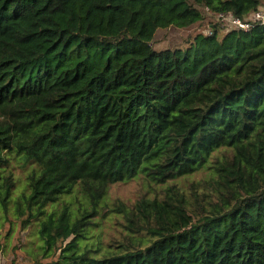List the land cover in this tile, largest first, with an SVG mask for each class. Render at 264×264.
Listing matches in <instances>:
<instances>
[{"label": "trees", "instance_id": "1", "mask_svg": "<svg viewBox=\"0 0 264 264\" xmlns=\"http://www.w3.org/2000/svg\"><path fill=\"white\" fill-rule=\"evenodd\" d=\"M263 3L0 0V208L11 159L36 163L24 226L60 251L49 264H264V24L152 45L202 9L246 21ZM140 174L163 195L119 202L123 239L87 247L111 186ZM77 185L89 207L47 209Z\"/></svg>", "mask_w": 264, "mask_h": 264}, {"label": "rangeland", "instance_id": "2", "mask_svg": "<svg viewBox=\"0 0 264 264\" xmlns=\"http://www.w3.org/2000/svg\"><path fill=\"white\" fill-rule=\"evenodd\" d=\"M259 10L264 11V3ZM202 11L204 20L192 27L172 26L157 30L152 42L154 48L156 50L168 48L186 50L195 41L197 35L209 34L213 24L218 23L227 28L234 26L231 17L223 19L219 15L210 14L207 9H202ZM254 13L249 15L246 20L255 19L253 18ZM36 167V163L18 157L11 159L9 168L6 170L7 174L13 175L15 186L8 210L4 211L0 208V264H49L59 259L60 251L50 254L44 252V243L38 234L39 220H31L30 224L24 226L28 213L23 196L29 192L28 175ZM206 175L207 173L200 172L172 181L169 184L177 183L178 186L188 188L191 183L206 177ZM166 186L152 184L144 174L112 185L94 218L96 224L89 231L90 238L86 241L87 247L93 250L109 248L117 240L123 239L126 232L124 217L121 213L114 211L119 202L123 201L126 205L132 206L142 197H161ZM63 201H68L74 210L90 206L78 185L71 195L62 196L60 203L50 205L47 209L60 207Z\"/></svg>", "mask_w": 264, "mask_h": 264}, {"label": "built area", "instance_id": "3", "mask_svg": "<svg viewBox=\"0 0 264 264\" xmlns=\"http://www.w3.org/2000/svg\"><path fill=\"white\" fill-rule=\"evenodd\" d=\"M257 13H254V16L253 20H241L239 18H236L234 17L232 14L228 13V14H218L221 18L223 19H226L228 17H231V21L232 23L234 24L233 27L231 28H227L226 26H222L224 27L225 29L227 30H230V29H233V28H241V29H244V30H249L250 28L254 27L255 26V23H258V24H264V11H261V10H258V11H255ZM249 21H252L249 22Z\"/></svg>", "mask_w": 264, "mask_h": 264}]
</instances>
